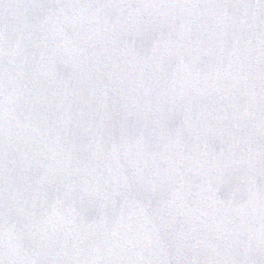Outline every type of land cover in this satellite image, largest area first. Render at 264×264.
<instances>
[{"label":"water","instance_id":"95a60500","mask_svg":"<svg viewBox=\"0 0 264 264\" xmlns=\"http://www.w3.org/2000/svg\"><path fill=\"white\" fill-rule=\"evenodd\" d=\"M0 264H264V0H0Z\"/></svg>","mask_w":264,"mask_h":264}]
</instances>
